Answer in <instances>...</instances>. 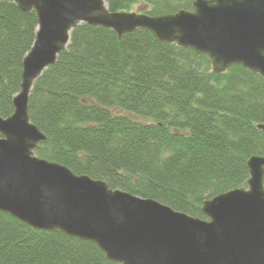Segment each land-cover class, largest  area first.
<instances>
[{"label": "trees", "instance_id": "1", "mask_svg": "<svg viewBox=\"0 0 264 264\" xmlns=\"http://www.w3.org/2000/svg\"><path fill=\"white\" fill-rule=\"evenodd\" d=\"M195 0H106L111 12L193 10ZM35 11L0 0V116L14 112ZM30 121L46 140L35 155L110 188L207 219L206 200L247 188V162L264 156V78L211 60L147 28L124 34L80 24L34 83ZM0 264H117L90 241L36 230L0 211Z\"/></svg>", "mask_w": 264, "mask_h": 264}, {"label": "water", "instance_id": "2", "mask_svg": "<svg viewBox=\"0 0 264 264\" xmlns=\"http://www.w3.org/2000/svg\"><path fill=\"white\" fill-rule=\"evenodd\" d=\"M13 1L35 11L38 29L14 112L0 116V211L33 229L93 242L117 264H264V156L249 158L247 188L206 200L201 219L37 157L46 135L29 117L34 83L83 23L119 38L147 28L161 41L207 55L216 74L241 65L264 78V0H195L193 10L156 16L111 12L106 0Z\"/></svg>", "mask_w": 264, "mask_h": 264}, {"label": "rangeland", "instance_id": "3", "mask_svg": "<svg viewBox=\"0 0 264 264\" xmlns=\"http://www.w3.org/2000/svg\"><path fill=\"white\" fill-rule=\"evenodd\" d=\"M144 8H146V5H143V4H141V5H139L138 7L136 6L135 8H134V11H136V12H140L142 9H144Z\"/></svg>", "mask_w": 264, "mask_h": 264}]
</instances>
